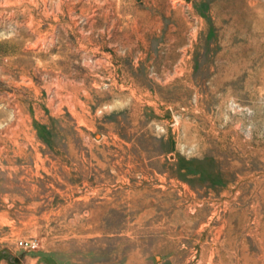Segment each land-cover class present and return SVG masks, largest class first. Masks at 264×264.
Listing matches in <instances>:
<instances>
[{"label":"rangeland","instance_id":"374dc122","mask_svg":"<svg viewBox=\"0 0 264 264\" xmlns=\"http://www.w3.org/2000/svg\"><path fill=\"white\" fill-rule=\"evenodd\" d=\"M0 264H264V0H0Z\"/></svg>","mask_w":264,"mask_h":264},{"label":"built area","instance_id":"2783aa9c","mask_svg":"<svg viewBox=\"0 0 264 264\" xmlns=\"http://www.w3.org/2000/svg\"><path fill=\"white\" fill-rule=\"evenodd\" d=\"M20 245L25 249H34L37 246L34 240L21 241Z\"/></svg>","mask_w":264,"mask_h":264}]
</instances>
